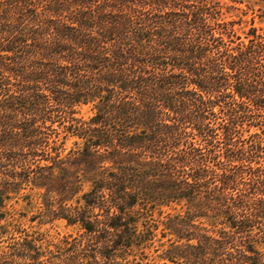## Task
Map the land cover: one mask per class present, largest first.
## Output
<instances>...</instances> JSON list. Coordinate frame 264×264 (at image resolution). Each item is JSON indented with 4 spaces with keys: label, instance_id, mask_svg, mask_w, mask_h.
<instances>
[{
    "label": "trees",
    "instance_id": "obj_1",
    "mask_svg": "<svg viewBox=\"0 0 264 264\" xmlns=\"http://www.w3.org/2000/svg\"><path fill=\"white\" fill-rule=\"evenodd\" d=\"M249 3L0 0V242L13 200L82 229L20 231L0 264H141L152 247L264 264V27L225 15Z\"/></svg>",
    "mask_w": 264,
    "mask_h": 264
},
{
    "label": "rangeland",
    "instance_id": "obj_2",
    "mask_svg": "<svg viewBox=\"0 0 264 264\" xmlns=\"http://www.w3.org/2000/svg\"><path fill=\"white\" fill-rule=\"evenodd\" d=\"M225 15L227 16L228 20L238 21L235 24V28L238 29L243 35L245 31H247L252 25L251 22L253 20L255 21L256 26L264 27V3L232 5V7L225 9ZM79 114L80 116L88 118L94 114V109H92L91 105H84L81 107ZM64 136L65 135H60V142L64 141V153H66L74 146V142L77 140V138L74 136H68L65 138ZM245 138L246 145H249L253 141V138L249 137L248 134L245 135ZM36 203L33 202V204L28 205L27 200L24 199H20L18 203L15 200L10 202L9 208L13 212L14 218L12 219L10 217L9 220H13V222L18 226L19 230L13 231V228H11L10 233L1 239L2 241L0 242V246L7 245L10 236L22 235L23 232L20 231L23 230L28 232H42L45 234L48 240L56 243L62 240L64 237L70 235L76 236L82 233L80 225L69 224L65 219H54L49 221L42 216H38L39 212L37 210L38 206H36ZM160 210L161 209H157L154 212V217L157 219H162L168 212H176V210H173L169 207H163L164 213H161ZM162 241H167V238H163ZM157 246H159V242H157ZM161 249L160 251H156V247L149 249L148 258L140 260L141 264H162L164 260L159 257V254L162 252Z\"/></svg>",
    "mask_w": 264,
    "mask_h": 264
}]
</instances>
